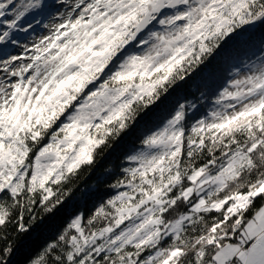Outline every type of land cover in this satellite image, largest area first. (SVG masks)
I'll return each instance as SVG.
<instances>
[{"label": "snow or ice", "instance_id": "1", "mask_svg": "<svg viewBox=\"0 0 264 264\" xmlns=\"http://www.w3.org/2000/svg\"><path fill=\"white\" fill-rule=\"evenodd\" d=\"M68 3L0 0V228L13 210L18 231L30 226L25 213L35 221L38 203L53 212L60 188L99 148L246 27L264 23V0H73L48 35L21 44L19 34L36 30L30 16ZM258 59L219 92L210 118L188 129L196 103L180 104L146 135L112 185L124 190L87 221L74 218L34 264H264ZM11 253L0 249V264Z\"/></svg>", "mask_w": 264, "mask_h": 264}, {"label": "trees", "instance_id": "2", "mask_svg": "<svg viewBox=\"0 0 264 264\" xmlns=\"http://www.w3.org/2000/svg\"><path fill=\"white\" fill-rule=\"evenodd\" d=\"M262 55L264 23L259 22L256 27L248 26L238 37L229 40L190 79L170 88L129 130L112 137L99 148L94 163L83 166L78 175L60 188L63 202L53 212H44L38 203L32 213L35 221L25 213L23 222L30 226L27 231H18L19 212L13 210L12 222L6 228H0V236L7 235L6 240L0 239V249L6 245L12 247L11 255L6 257L8 264H34L74 218L83 215L87 221L101 205L124 190L112 185L124 177V168L132 166L127 157L141 148V141L146 135L161 127L180 104L196 103V109L188 110L185 124L188 129L197 120L210 118L208 114L217 95L237 70L247 71L253 63H259L258 58ZM256 204H260L259 199ZM178 211H185L184 206Z\"/></svg>", "mask_w": 264, "mask_h": 264}, {"label": "rangeland", "instance_id": "3", "mask_svg": "<svg viewBox=\"0 0 264 264\" xmlns=\"http://www.w3.org/2000/svg\"><path fill=\"white\" fill-rule=\"evenodd\" d=\"M48 2L50 4H56V0H48ZM73 2V0H69L68 5L65 4H57L56 7L54 9L51 10V15L45 14L43 16H38L35 19H38L41 21L40 24H36L35 23V19H33L31 16L29 17L30 20H32L33 25L35 27V32H31L28 34L25 33H21L19 34V39L21 41V44H28L29 47H31V45L34 42H38L39 39L42 36H46L49 34L50 29L52 27V25H54L55 23L59 22V16L61 13H67V11L70 10V6L71 3ZM47 24L48 27L45 28L43 25ZM25 37H27V39H25ZM9 52L11 53V55H22L23 54V48L22 47H17V46H13V45H9ZM28 55H31V52L28 53ZM26 62V61H25ZM20 61H17L16 64H20ZM247 71H241V74L246 73ZM5 78V74L0 71V79ZM18 78L16 77H12L10 79L9 82H15ZM63 119V118H62Z\"/></svg>", "mask_w": 264, "mask_h": 264}, {"label": "water", "instance_id": "4", "mask_svg": "<svg viewBox=\"0 0 264 264\" xmlns=\"http://www.w3.org/2000/svg\"><path fill=\"white\" fill-rule=\"evenodd\" d=\"M258 24H259V22H257L255 25H253V26H250V27H256Z\"/></svg>", "mask_w": 264, "mask_h": 264}]
</instances>
